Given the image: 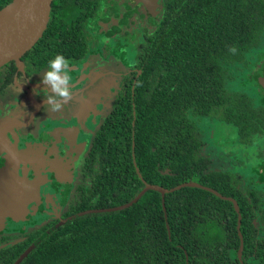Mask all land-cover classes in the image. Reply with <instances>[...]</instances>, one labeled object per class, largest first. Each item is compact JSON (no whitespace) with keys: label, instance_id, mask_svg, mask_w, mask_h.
Instances as JSON below:
<instances>
[{"label":"trees","instance_id":"1","mask_svg":"<svg viewBox=\"0 0 264 264\" xmlns=\"http://www.w3.org/2000/svg\"><path fill=\"white\" fill-rule=\"evenodd\" d=\"M12 1L0 0V10ZM38 44L29 56L38 55ZM263 55L264 0H164L137 70L123 80L89 151L92 194L64 217L128 204L146 183L172 189L196 181L228 199L199 187L164 196L148 190L126 209L51 222L0 249L1 264H241V239L242 260L255 253L264 264L255 224L264 215L249 202L262 213V193L244 192L233 173L210 169L199 124L236 119L242 140L251 137L257 108L248 88L260 86L249 72Z\"/></svg>","mask_w":264,"mask_h":264},{"label":"flooded vegetation","instance_id":"2","mask_svg":"<svg viewBox=\"0 0 264 264\" xmlns=\"http://www.w3.org/2000/svg\"><path fill=\"white\" fill-rule=\"evenodd\" d=\"M163 12L164 0H158V2L152 0L149 5L141 0H53L47 29L38 41L39 43L42 40L40 44L37 43L38 55L36 57L28 55L34 51L36 44L23 56L22 69L18 67L16 61H12L14 64L9 62L0 67V173L8 170L10 163L12 167H16L19 163V169L17 168L19 171L24 174L31 173L32 177L41 175L45 182L41 190L42 203H38L35 199L27 206L31 217L21 216L19 221H14L0 212L1 250L3 247L7 248L28 241L31 235L51 222H61L66 219L64 214L74 207L72 204H77L83 196L86 202L87 197L92 194L91 189L94 188L90 173L86 174L88 172L84 169L88 156L91 154L89 151L104 119L94 129L91 139L86 142L84 157L77 176H73V171H65V174L61 175L57 169L37 162V158L43 155V152L56 149L58 153H61L60 142L69 140L71 129L74 128L76 132L77 127L75 117L63 124L56 120L55 125L51 126L50 114L53 113L51 110L48 111L50 105L47 104L46 97L52 93L50 88L49 92L45 90L46 86L40 79L49 70V61L58 54L70 61L66 71L61 75H71L72 80L69 77L66 87L72 92L74 98L88 91L87 88L92 79L89 75L90 71L80 72L78 75L76 71L79 66L83 67L84 64L90 63L93 55H96L95 59L101 60L105 58L103 52L109 48L110 54L108 53L107 56L116 58V61L133 60L128 71L122 75L116 98L123 80L137 70L134 65L145 34L154 30ZM104 38L108 41L115 40L114 45L109 47L108 43V46L102 43ZM120 38L126 39V43L122 44L118 41ZM119 48L128 50L131 48L133 53L119 54ZM106 58L109 59V57ZM31 63L36 64L32 66ZM249 76H254L260 86L252 83V86L248 88L254 107L257 108L255 119L252 120L256 129L251 131L252 135L249 139L243 141L238 120L231 119L226 122L223 118H203L200 122L213 121V129L217 125H224L229 133L224 137L211 135V139L203 135L202 152L213 161L211 170L233 173L234 178L240 183V189L244 192L257 188L262 193V213L257 211L251 199L249 202L255 209L254 213L264 215V87L259 81V77H264V55L259 58L257 66L249 72ZM115 98L107 115L113 109ZM64 104L68 105L69 102ZM44 110L49 113L42 115L44 116L43 132L38 120ZM25 130L29 133L21 134ZM208 142L214 146L213 153L209 152V145L206 146ZM94 167L99 168V165L95 163ZM89 170L91 171V168ZM68 195L69 200L66 202L64 198ZM59 197L63 205L57 202ZM234 206L238 211L241 225L242 213L237 203H234ZM96 209L102 208L88 210ZM33 213H35L34 216ZM255 224L258 238L264 237V221L258 219ZM17 236H19L17 239L13 238ZM243 252L241 257L239 255L241 264H260L255 253L242 260ZM2 262L0 260V264Z\"/></svg>","mask_w":264,"mask_h":264},{"label":"water","instance_id":"3","mask_svg":"<svg viewBox=\"0 0 264 264\" xmlns=\"http://www.w3.org/2000/svg\"><path fill=\"white\" fill-rule=\"evenodd\" d=\"M141 1L149 5L152 0ZM52 2L53 0H13L11 4L0 10V67L16 61L18 67L20 69L23 68V56L38 43L47 29ZM259 81L264 87L263 76L259 77ZM19 165L18 163L16 167H12L10 163L9 169L0 173V212L8 215V218L14 221H19L21 216L31 217L28 214L29 209L27 206L35 199L38 203H42L41 190L45 183L44 177L41 175L32 177L31 173L24 174L19 171ZM182 187L203 188L214 192L224 199H228L214 189L203 186L196 181L186 182L172 189H165L146 183V187L128 204L120 207L83 211L62 220L61 224L89 213L111 212L129 208L134 203H137L148 190L159 191L164 196ZM32 215L34 216L35 213ZM243 247L242 240L239 251L240 257L242 256Z\"/></svg>","mask_w":264,"mask_h":264},{"label":"rangeland","instance_id":"4","mask_svg":"<svg viewBox=\"0 0 264 264\" xmlns=\"http://www.w3.org/2000/svg\"><path fill=\"white\" fill-rule=\"evenodd\" d=\"M118 41L122 44L126 43V39L120 38ZM114 42L115 40L110 39L108 41L107 38L102 39V43H108L109 47L113 46ZM108 49L103 52L105 58H102L101 60L95 59L96 57L94 56L96 55H93V59H91L90 63H86L83 67L79 66L77 68V75L80 72L85 73L90 71L89 75L92 79L88 85V91L86 90L87 93L82 92L76 97H72V100L68 105L63 104L59 111H52L53 114H50L52 119L51 126L55 125L56 120L58 123L62 124L67 123L74 117L77 120L76 132L74 128H72L69 140L66 142H60L62 146L61 153H58V150L55 149V151L43 152V155H40L37 158L38 163H44L46 166H51L52 168L57 169L61 175H64L65 171H73V176H77L84 157L86 142L91 139L96 126L99 125L111 109L112 101L115 98L122 75L128 71V67L133 61L130 59L126 62L116 61V58L107 56L108 53L110 54ZM127 52L130 54L133 53L131 48L130 50L126 48L118 49L119 54H126ZM106 57H109V59ZM40 79H42V77ZM72 84L74 85V83ZM70 106L73 107L69 108ZM49 110L50 107L48 108V111ZM48 111L44 110V112L39 115L38 122L40 127L43 128V132L44 126L42 120L44 116L42 115L49 113ZM45 124L46 123H44V125ZM199 124L207 139H211V135L214 137H224L229 133L227 127L224 125H217L213 129V121L207 120L206 122H200ZM28 133V130L21 132L23 135H27ZM86 137H88V139ZM208 143L209 144H206V146L209 145V152L213 153L214 146L210 144V142ZM42 150L43 149L41 148V151ZM37 151L39 152V150ZM68 200L69 195L64 198V201L67 202ZM57 202L59 205L64 204L60 197L57 198ZM18 237L19 236L13 238L17 239Z\"/></svg>","mask_w":264,"mask_h":264},{"label":"clouds","instance_id":"5","mask_svg":"<svg viewBox=\"0 0 264 264\" xmlns=\"http://www.w3.org/2000/svg\"><path fill=\"white\" fill-rule=\"evenodd\" d=\"M69 64L70 61L58 54L49 61V70L42 77V83L46 86L45 90L49 92L50 88L52 93L47 95L46 101L53 112L59 111L64 103L70 102L72 99V92L66 87L69 83V77L71 80L72 77L70 74L61 75L62 72L66 71Z\"/></svg>","mask_w":264,"mask_h":264}]
</instances>
